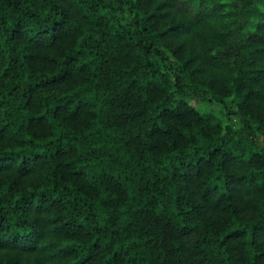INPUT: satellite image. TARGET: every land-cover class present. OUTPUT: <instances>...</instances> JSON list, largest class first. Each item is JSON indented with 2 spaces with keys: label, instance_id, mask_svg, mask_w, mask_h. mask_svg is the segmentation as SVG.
<instances>
[{
  "label": "trees",
  "instance_id": "16d2710c",
  "mask_svg": "<svg viewBox=\"0 0 264 264\" xmlns=\"http://www.w3.org/2000/svg\"><path fill=\"white\" fill-rule=\"evenodd\" d=\"M200 2L0 0V264H264V18Z\"/></svg>",
  "mask_w": 264,
  "mask_h": 264
},
{
  "label": "rangeland",
  "instance_id": "374dc122",
  "mask_svg": "<svg viewBox=\"0 0 264 264\" xmlns=\"http://www.w3.org/2000/svg\"><path fill=\"white\" fill-rule=\"evenodd\" d=\"M226 4V11L229 13V25L231 30V40L234 44H238L253 32L256 23L264 18V9L259 2L253 1L251 4L255 7L254 10L241 11L240 5L236 0H221ZM200 0H179L178 6L185 9L191 15H196L199 12L205 11V6L200 5ZM225 60L230 63H236L239 58L235 55L228 54L224 56ZM188 101L201 112H211L217 116L224 126H230L234 129L241 127L240 118L228 113L227 106L221 103L201 100L199 102L188 99Z\"/></svg>",
  "mask_w": 264,
  "mask_h": 264
}]
</instances>
